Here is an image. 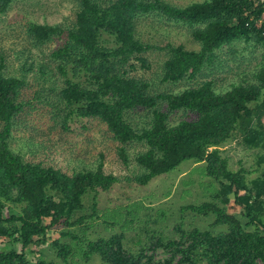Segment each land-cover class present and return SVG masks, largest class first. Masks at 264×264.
Segmentation results:
<instances>
[{
    "label": "trees",
    "instance_id": "trees-1",
    "mask_svg": "<svg viewBox=\"0 0 264 264\" xmlns=\"http://www.w3.org/2000/svg\"><path fill=\"white\" fill-rule=\"evenodd\" d=\"M13 2L0 0V14ZM153 16L186 28L200 50L146 43L139 22ZM27 36L38 49L60 46L39 62L25 59L20 76L5 73L7 61L1 56L0 264H77L93 255L104 264H264L263 5L255 0H207L186 7L165 0H79L71 26L30 23ZM237 43L261 47L260 62L250 75L221 90L215 72L227 70L222 54ZM155 49L167 55L163 84L202 81L181 93H153L151 84L134 74L138 66L150 69L148 54ZM30 77L38 85L33 93ZM36 103L43 106L40 112ZM178 112L189 118L173 121ZM136 114L140 123H134ZM75 119L101 124L118 144L122 165L136 164L140 173L127 178L129 184L146 187L185 161L203 164L215 190L208 200L183 207V213L209 220V225L184 229L183 218L169 238L151 234L149 225L157 220L142 221L148 236L133 249L127 238L135 230L133 217L120 234L91 240L100 219L99 194L122 183L106 171V155L101 154L95 169L69 174L46 160H27L12 148L15 130L32 122L30 152L59 153L61 139L75 133ZM92 126L80 128L89 132ZM237 139L258 151L260 174L253 179L250 171H233L221 155L220 148ZM89 196L93 213L78 217ZM232 202L234 215L229 213ZM104 223L120 224L108 218ZM47 245L54 250L53 260L41 252Z\"/></svg>",
    "mask_w": 264,
    "mask_h": 264
},
{
    "label": "rangeland",
    "instance_id": "rangeland-1",
    "mask_svg": "<svg viewBox=\"0 0 264 264\" xmlns=\"http://www.w3.org/2000/svg\"><path fill=\"white\" fill-rule=\"evenodd\" d=\"M168 3L186 7L193 3H202L207 0H165ZM79 9V0H14L6 14H0V60L4 56L7 61L5 73L20 76V71L24 60L39 62L45 55L60 46L59 42L38 49L32 45L27 36V27L30 23L39 25L65 24L71 26L75 20V14ZM139 35L142 39L154 47H165L168 44L175 46L183 45L189 51H199L200 45L190 36L188 30L182 26L168 23L159 17H148L139 22ZM234 49H224L222 59L228 61L229 66L226 71H216L214 78L217 86L225 90L231 83H238L246 75H250L260 62L262 48H253L252 45L237 43ZM237 50L236 55L232 50ZM236 57L237 63L233 60ZM167 59L165 52L158 49L148 54L150 69L143 70L138 66V71L134 74L139 79L149 82L152 92L159 93H181L189 87H194L201 80L182 81L178 84H163V65ZM226 63V62H225ZM226 63V64H227ZM31 93L35 92L37 82L29 78ZM32 97H26L31 99ZM38 111L42 109V104H34ZM38 112V114H39ZM34 117L38 115L33 114ZM189 118L184 112H178L172 116L173 121H180ZM77 125L73 126L75 133L68 135V140H62L58 133L55 138L61 139L64 146L59 153L47 151V154L37 152L32 154L27 147L31 137L35 136L31 123L19 126L14 133L12 148L22 154L27 160L40 162L46 160L64 172L72 174L75 171L84 169H95L100 162L101 154L106 155V171L112 173L122 180V183L115 186L109 193H100L98 196V209L100 219L94 222L96 233H91L90 239L107 238L120 234L122 227L129 226L130 221L135 217V230L127 233L129 247L136 249L138 240H145L148 236L145 232V224L142 221H158L151 223L149 231L164 237H175L174 228L184 220V229L189 224L206 228L210 221L195 217L191 213H183V207L191 204H199L208 200L215 190L211 179L203 172L204 165L196 164L193 161H185L181 166L167 175L154 179L146 187H138L127 183V178L137 176L140 171L136 164H131L127 169L122 165L117 156V143L105 131L99 123H88L83 119H75ZM141 118L136 114L134 123H140ZM39 125V123H36ZM48 124V123H47ZM94 124L91 130L84 132L82 125ZM61 130V129H60ZM60 132V131H58ZM135 149V147H134ZM138 147H136V151ZM221 155L228 159L230 168L233 171L245 169L252 172L250 179L257 177L258 151L250 150L240 139L232 141L220 148ZM234 202L229 207L230 214H236ZM93 213V196L85 199V210L78 215H89ZM123 216L122 219H120ZM115 219L120 224L113 227L103 225L105 219ZM184 218V219H183ZM183 219V220H182ZM212 222V221H211ZM128 223V224H127ZM52 238L57 237V233H51ZM6 244V243H5ZM4 245H0L3 248ZM16 250H20L19 245H15ZM41 252L49 259H55L54 250L50 245L41 249ZM31 254L30 249L27 252ZM162 252H158L159 259L164 258ZM60 264V263H58ZM77 264H104L98 255H93L89 262L79 261Z\"/></svg>",
    "mask_w": 264,
    "mask_h": 264
},
{
    "label": "built area",
    "instance_id": "built-area-1",
    "mask_svg": "<svg viewBox=\"0 0 264 264\" xmlns=\"http://www.w3.org/2000/svg\"><path fill=\"white\" fill-rule=\"evenodd\" d=\"M258 4H261L264 6V0H255Z\"/></svg>",
    "mask_w": 264,
    "mask_h": 264
}]
</instances>
